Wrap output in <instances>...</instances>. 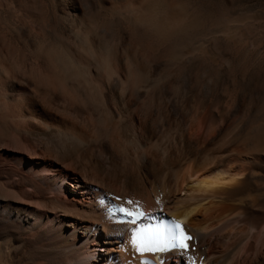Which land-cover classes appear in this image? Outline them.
<instances>
[{
    "label": "bare ground",
    "instance_id": "bare-ground-1",
    "mask_svg": "<svg viewBox=\"0 0 264 264\" xmlns=\"http://www.w3.org/2000/svg\"><path fill=\"white\" fill-rule=\"evenodd\" d=\"M65 2L70 40L42 36L36 69L0 68V130L28 146L31 187L0 192L6 262L264 264V131L184 74L228 23L184 0ZM127 200L135 225L108 211ZM173 221L187 250L137 251L132 230Z\"/></svg>",
    "mask_w": 264,
    "mask_h": 264
},
{
    "label": "rangeland",
    "instance_id": "rangeland-1",
    "mask_svg": "<svg viewBox=\"0 0 264 264\" xmlns=\"http://www.w3.org/2000/svg\"><path fill=\"white\" fill-rule=\"evenodd\" d=\"M184 1L201 14L228 23V28L215 34V42L209 46L212 52L186 64L184 74L191 86L209 89L211 98L221 97L233 109L235 120H247L251 127L260 126L264 131V0ZM92 5L85 8L89 17L108 19L98 4ZM66 8L65 0H0V68L36 69L42 36L47 41L56 36L70 40ZM124 33L121 27L114 30L116 38ZM12 137L0 130V192L8 186L24 198L31 187L23 180L24 174L29 175V160L21 157L29 148ZM38 171L36 165L32 172ZM4 254L0 248V264H9Z\"/></svg>",
    "mask_w": 264,
    "mask_h": 264
},
{
    "label": "snow or ice",
    "instance_id": "snow-or-ice-1",
    "mask_svg": "<svg viewBox=\"0 0 264 264\" xmlns=\"http://www.w3.org/2000/svg\"><path fill=\"white\" fill-rule=\"evenodd\" d=\"M120 200V197H116ZM128 205V206H125ZM138 202L127 200L123 203L113 204L109 209L110 215L119 217L117 222H124L127 217V223L135 225L136 222L145 215L144 212L139 211L136 207ZM122 214V215H120ZM192 240L190 235H187L179 222H171L161 224L155 230L153 229H134L132 230V243L137 245L138 252L157 251L161 247L179 248L187 250L189 242ZM195 264V261L192 262Z\"/></svg>",
    "mask_w": 264,
    "mask_h": 264
}]
</instances>
